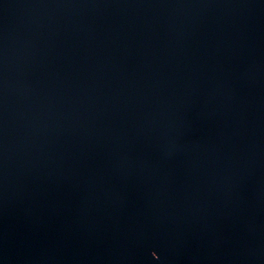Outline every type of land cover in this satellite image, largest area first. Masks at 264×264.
<instances>
[{"label":"water","instance_id":"1","mask_svg":"<svg viewBox=\"0 0 264 264\" xmlns=\"http://www.w3.org/2000/svg\"><path fill=\"white\" fill-rule=\"evenodd\" d=\"M0 264H264V0H0Z\"/></svg>","mask_w":264,"mask_h":264}]
</instances>
